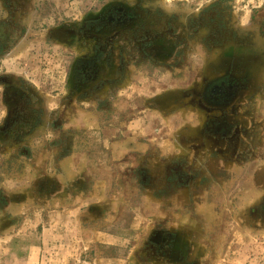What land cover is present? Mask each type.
<instances>
[{
    "label": "rangeland",
    "instance_id": "obj_1",
    "mask_svg": "<svg viewBox=\"0 0 264 264\" xmlns=\"http://www.w3.org/2000/svg\"><path fill=\"white\" fill-rule=\"evenodd\" d=\"M0 264H264V0H0Z\"/></svg>",
    "mask_w": 264,
    "mask_h": 264
}]
</instances>
